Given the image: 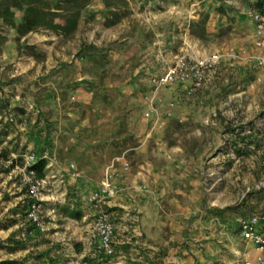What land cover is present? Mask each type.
<instances>
[{"label": "rangeland", "instance_id": "obj_1", "mask_svg": "<svg viewBox=\"0 0 264 264\" xmlns=\"http://www.w3.org/2000/svg\"><path fill=\"white\" fill-rule=\"evenodd\" d=\"M258 1L90 0L70 35H21L0 19V264H178L171 253L187 258L201 224L236 234L240 219L264 214ZM12 11L18 25L23 12ZM182 49L225 58L213 85L161 111L146 64ZM39 159L44 179L29 170ZM139 172L157 206L131 212L135 226L148 223L133 237L108 203ZM108 179L113 198L102 194ZM74 209L81 220L67 216ZM101 212L115 226L114 257L89 244Z\"/></svg>", "mask_w": 264, "mask_h": 264}, {"label": "crops", "instance_id": "obj_2", "mask_svg": "<svg viewBox=\"0 0 264 264\" xmlns=\"http://www.w3.org/2000/svg\"><path fill=\"white\" fill-rule=\"evenodd\" d=\"M253 29L254 25H253ZM184 52V53H183ZM192 53L199 54L195 51H189L188 49H182V54ZM212 53H219V51H212L207 54L197 55L204 57ZM180 56V55H179ZM178 56L167 55L166 58L163 55H156L154 59L151 60L146 66H150L148 70L149 79L153 75L163 74L166 70V67L169 63L174 61ZM150 83V82H149ZM150 87V85H149ZM185 86L176 85L173 87H168L160 91L158 95V103L160 105V110L163 111L166 108V105L171 101H179L183 98H186L184 93ZM200 93V92H199ZM165 105V106H164ZM168 120H166L167 122ZM150 179L146 173H137L134 175H128L125 180L118 182L119 193L111 200L108 205L113 208L115 212L113 215L117 216L116 220L119 222V225L125 223L129 230H132L129 235L133 237H141L143 233H146L144 227L147 226L145 218H142L140 221V227L135 226V217L130 216L131 212L138 208L139 212L152 210L157 206V203L154 201L150 195H145L143 192L139 191L140 183H147ZM153 181L150 182L153 185ZM157 192V190H155ZM148 199H150L148 201ZM124 211V212H123ZM122 221V222H121ZM241 219L237 222V233L233 234L228 233L226 230L219 229V232H216L213 225L201 224L200 236H197L196 239H192V242H198L199 245L193 250L189 249L188 257L183 259H176L174 253H171L170 261L178 262V264H245L246 262L255 263L256 260L262 256L252 245L246 244L240 234V223ZM121 222V223H120ZM134 226H129V225ZM206 229L211 230L209 233L205 231ZM120 230V228H119ZM127 229V231H129ZM204 230V232H203ZM214 230V231H212ZM124 232V231H123ZM213 240V242L208 244L205 240ZM156 240V239H155ZM139 241H141L139 239ZM143 241V240H142ZM143 242H140L142 244ZM124 244V243H123ZM147 244V243H145ZM166 242L164 246H167ZM120 246V245H118Z\"/></svg>", "mask_w": 264, "mask_h": 264}, {"label": "built area", "instance_id": "obj_3", "mask_svg": "<svg viewBox=\"0 0 264 264\" xmlns=\"http://www.w3.org/2000/svg\"><path fill=\"white\" fill-rule=\"evenodd\" d=\"M257 41L256 49H264V15L258 11L251 13ZM224 55L212 53L200 57L195 54L185 53L174 59L166 67L163 74L153 75L151 77L152 89L155 93L161 90L183 85L186 97H193L200 91H203L213 85L219 66L223 63ZM173 107V103H170ZM170 115V113H168ZM151 113L147 117L150 119ZM158 125V122L155 123ZM43 181H35L31 190L34 194L38 193ZM117 188L108 179L103 182V197L113 198L117 194ZM96 200V199H95ZM39 207L33 205L30 218L38 223ZM240 234L246 244L252 245L262 254L255 263L246 262L245 264H264V214H255L253 216L241 219L239 223ZM115 226L108 213L101 212L96 220L94 227L89 235V244L97 247L101 254L107 257H114L116 248L114 245Z\"/></svg>", "mask_w": 264, "mask_h": 264}, {"label": "trees", "instance_id": "obj_4", "mask_svg": "<svg viewBox=\"0 0 264 264\" xmlns=\"http://www.w3.org/2000/svg\"><path fill=\"white\" fill-rule=\"evenodd\" d=\"M90 0H0V19L7 25L13 26L21 35H26L38 29L50 31H62L66 35L75 33L78 28L81 12L89 4ZM12 9L23 12V17L17 25ZM255 11L264 15V0H259ZM57 19H62L65 25L56 24ZM47 160L39 159L29 170L34 172L37 179L45 178ZM67 216L81 220L82 213L70 210Z\"/></svg>", "mask_w": 264, "mask_h": 264}]
</instances>
